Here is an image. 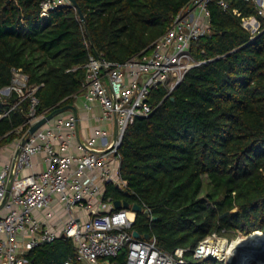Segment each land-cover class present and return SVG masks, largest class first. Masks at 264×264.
<instances>
[{
    "label": "trees",
    "instance_id": "trees-1",
    "mask_svg": "<svg viewBox=\"0 0 264 264\" xmlns=\"http://www.w3.org/2000/svg\"><path fill=\"white\" fill-rule=\"evenodd\" d=\"M41 1L0 0V90L20 68L38 86L37 114L73 104L89 54L122 63L147 51L190 0H75L78 8L45 13ZM229 2L228 10L209 4L211 31L190 47L198 64L170 95L152 90L154 111L126 128L118 148L125 189L105 184L113 199L149 209L156 219L137 214L133 230L153 236L164 251L185 249L177 264H224L192 256L213 232L228 239L264 232V31L251 38L241 17L254 14L253 6ZM16 101L15 93L1 95L0 112ZM27 112L26 98L0 118V146L27 130ZM203 176L209 190L201 195ZM67 259L82 264L63 237L27 254L28 264ZM110 261L123 264L125 251Z\"/></svg>",
    "mask_w": 264,
    "mask_h": 264
},
{
    "label": "built area",
    "instance_id": "built-area-1",
    "mask_svg": "<svg viewBox=\"0 0 264 264\" xmlns=\"http://www.w3.org/2000/svg\"><path fill=\"white\" fill-rule=\"evenodd\" d=\"M243 1L253 6L254 14L241 17V25L254 38L264 31V0ZM211 2L223 10L230 8L229 0H190L147 51L122 63L89 54L83 65L85 76L78 94L83 95L85 108L97 103L100 121L113 124L115 131L97 126L91 136L75 143V152L70 147L76 138L77 123L71 114H59L28 133V128L44 115L37 114L38 86L30 85L20 68H12L11 82L0 94L15 93L17 101L3 109L0 118L27 98V119L23 123L27 130L13 141L12 154L0 164L1 203L16 146L24 140L15 159L8 198L0 207V264H28L30 250L61 237L73 241L76 260L86 264H111L110 259L122 251H125L123 264L184 263L185 249L177 248L170 253L160 249L153 236L135 238L132 226L136 214L130 208H114V199L105 194V184L111 183L122 190L126 187V181L120 176L118 148L133 120L154 111L155 106L149 102L151 91L161 88L164 97L170 95L185 72L198 64L190 47L193 41L211 31L208 9ZM68 4H71L69 0H42L40 7L45 13ZM233 13L240 16L237 9ZM1 150L2 146L0 157ZM40 153L47 167L24 174L32 167L33 157ZM54 199L68 213L59 231L33 215L50 207ZM75 209L83 210L84 217L74 215ZM231 241L213 232L198 242L192 256L195 259L214 257L224 264H232L237 252L224 253ZM63 264L72 262L67 259Z\"/></svg>",
    "mask_w": 264,
    "mask_h": 264
},
{
    "label": "crops",
    "instance_id": "crops-1",
    "mask_svg": "<svg viewBox=\"0 0 264 264\" xmlns=\"http://www.w3.org/2000/svg\"><path fill=\"white\" fill-rule=\"evenodd\" d=\"M73 105L77 110V126H76V138L74 143L70 147L71 152L76 151L75 143L77 141H84L87 137L91 136L93 130L101 125L105 127L109 132L115 131V126L110 123H102L99 119L101 111L97 103H92L89 108H85L83 95L80 93L74 97ZM73 115L71 111L63 113L64 116ZM13 143V142H12ZM12 143L2 147L0 164L8 159L12 154ZM32 167L25 170L23 173L38 172L44 170L47 167V163L44 160L43 154H37L32 159ZM74 215L84 217L85 212L80 209L73 211ZM34 217L40 221H43L51 229L59 231L61 226L68 218V213L63 209L61 202L58 199H54L50 207L33 213ZM74 244V243H73ZM82 264H86L81 262ZM111 264H113L111 262Z\"/></svg>",
    "mask_w": 264,
    "mask_h": 264
},
{
    "label": "water",
    "instance_id": "water-1",
    "mask_svg": "<svg viewBox=\"0 0 264 264\" xmlns=\"http://www.w3.org/2000/svg\"><path fill=\"white\" fill-rule=\"evenodd\" d=\"M71 5H73L75 8H78V5L76 3L75 0H69ZM80 20L84 23L85 19L82 13L79 14ZM66 111H71L73 114V117L76 120L77 123V110L75 108V106L73 104H67V105H63L61 107H57L54 108L53 110H51L49 113L44 114L42 117H40L39 119H37L29 128H28V133L31 134L33 133L36 129L40 128L42 125H44L45 123H47L48 121H50L52 118H54L55 116L59 115V114H63ZM24 140H21L15 149V153L12 159V164H11V171H10V175L8 177L7 183H6V190H5V196L2 200V202L0 203V207L2 206V204L6 201V199L8 198L9 192H10V188H11V184H12V180H13V175H14V165H15V159L16 156L20 150V147L22 145ZM113 205L114 208L116 209H120V208H126L129 209L131 211H133L136 215L137 214H142L144 217L151 219V220H155L156 217L152 216L149 209L144 207L143 205H140L137 202H129L126 199H114L113 201ZM226 214V213H225ZM132 234L135 238H149L151 235L146 233V234H140L137 230H133Z\"/></svg>",
    "mask_w": 264,
    "mask_h": 264
},
{
    "label": "bare ground",
    "instance_id": "bare-ground-1",
    "mask_svg": "<svg viewBox=\"0 0 264 264\" xmlns=\"http://www.w3.org/2000/svg\"><path fill=\"white\" fill-rule=\"evenodd\" d=\"M239 250V264H264V233L254 231L245 238L236 237L231 242L226 255Z\"/></svg>",
    "mask_w": 264,
    "mask_h": 264
},
{
    "label": "rangeland",
    "instance_id": "rangeland-1",
    "mask_svg": "<svg viewBox=\"0 0 264 264\" xmlns=\"http://www.w3.org/2000/svg\"><path fill=\"white\" fill-rule=\"evenodd\" d=\"M0 96H1V94H0ZM5 145H7V144H5ZM5 145H3V146H5ZM2 146V147H3ZM209 190V185H208V180H207V178H206V176H203V187H202V192H201V195H204L207 191ZM264 233V232H263ZM247 235H241V234H238L236 237H242V238H245ZM222 238H226V239H228L227 237H225V236H221ZM228 240H233V239H228ZM239 250L237 251V253H236V255L233 257V259H232V264H236L237 262H238V264H239Z\"/></svg>",
    "mask_w": 264,
    "mask_h": 264
}]
</instances>
